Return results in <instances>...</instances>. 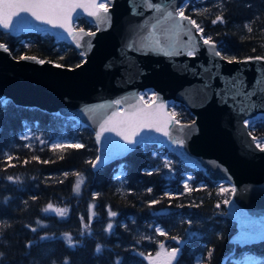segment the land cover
I'll return each instance as SVG.
<instances>
[{"label":"trees","instance_id":"obj_1","mask_svg":"<svg viewBox=\"0 0 264 264\" xmlns=\"http://www.w3.org/2000/svg\"><path fill=\"white\" fill-rule=\"evenodd\" d=\"M181 8L204 29L202 35L217 44L222 56L264 57V0H187ZM217 16L224 22L213 24ZM75 28L96 29L82 17ZM0 43L16 59L35 56L69 68L83 61L68 40L48 33L14 36L0 30ZM148 94H143L145 99ZM0 101L5 102L0 103V264H64L65 260L69 264H148L146 255L156 253L159 242L165 241L155 227L169 233L168 248L182 249L180 264H205L208 250H214L210 264H234L242 253L255 257L253 264H264V241L244 245L231 241L237 224L226 218L227 205L222 203L231 194L220 192L222 186L231 188L229 183L214 182L203 170L185 165L166 146L148 143L94 170L87 162L96 159L99 145L88 126L7 99ZM169 110L180 123L193 121L190 111L179 104L172 103ZM248 129L264 141L263 116L249 120ZM25 135L31 138L22 139ZM63 142L84 147L56 151L50 147ZM7 155L14 159L7 160ZM73 173L85 178L79 195L73 191L77 178ZM10 176L14 179L9 180ZM185 182L194 190L186 192ZM166 194L178 198L169 199ZM152 200L160 203L149 207ZM49 203L68 208V215L61 218L43 212ZM109 208L118 215L109 217ZM109 222L111 233L105 231ZM66 233L75 247H69ZM171 236L183 243L176 245Z\"/></svg>","mask_w":264,"mask_h":264},{"label":"water","instance_id":"obj_2","mask_svg":"<svg viewBox=\"0 0 264 264\" xmlns=\"http://www.w3.org/2000/svg\"><path fill=\"white\" fill-rule=\"evenodd\" d=\"M186 1L170 0V3L173 9H178ZM135 3L136 0H112L108 5L110 25H101L99 30L93 17L77 9L73 14L74 31H80L74 28L80 17L96 27L95 35L85 36L80 48L62 29L40 24L26 14L19 31L15 27L10 31L0 29L14 36L28 32L49 33L57 39H68L83 53V61L69 68L55 67L50 61L39 64L16 59L10 52L0 51V99L76 119L88 126L95 138L101 115L111 109L93 115L85 111L88 108L120 99L125 101L121 106L123 110L138 102L140 93L148 90L154 91L159 101L167 106L168 113H171L170 102L182 105L194 117L190 123L171 126V139H183L182 148L160 133L145 131L137 145L122 152L129 146L114 134H105V138L97 142L101 163L94 170L125 157L142 143L166 146L185 165L204 170L212 181L227 182L237 189L225 215L237 224L238 231L231 238L236 243L240 235L239 212L264 222V152L255 147L254 136L249 135L244 125L245 121L264 117V84H258L264 80V60L253 58L247 63L234 61L229 64L203 44L194 28L193 44L197 45L194 57L186 54L190 48L173 56L137 50L148 35L147 29L142 31L140 26L153 14L140 8L135 10L144 14L133 15ZM183 39L187 42V37ZM234 80L243 82L244 93L255 92V95L248 99L233 96L228 85ZM106 156L111 158L105 159Z\"/></svg>","mask_w":264,"mask_h":264},{"label":"snow or ice","instance_id":"obj_3","mask_svg":"<svg viewBox=\"0 0 264 264\" xmlns=\"http://www.w3.org/2000/svg\"><path fill=\"white\" fill-rule=\"evenodd\" d=\"M112 3V0H100L98 3L97 0H0V29L3 30H12L14 27L19 31L22 27V20L24 15L30 16L33 20L39 22L40 24L50 25L52 28L62 29L72 37L76 43V47L80 48L82 46L81 42L84 41L85 36H94V32H84L83 29H80L79 32L74 31L73 24V14L76 13L77 9H82L87 13L88 16L94 18L97 29L99 30L101 25H110L111 15L109 12V7ZM142 8L144 12H151L153 15L147 17L145 22L140 26L141 30L147 29L148 35L145 38V42L141 45V48L137 50H143L146 52H157L165 56H173L181 54V51L184 48H190L186 52L189 57H194L196 54L197 45L193 44V41L196 39L192 35V28L200 34V39L203 41L204 45L209 46L213 51L214 55L219 56L220 59L226 60L229 64L234 61L245 62L251 58H246L244 61H239L235 57H226L222 56L219 51H217L216 44L212 41L211 38H205L202 34L204 29L189 16L185 15L184 8L173 9L169 2L165 0H160L158 3H154L153 0H136L134 5L133 15H143L144 12L136 11L135 9ZM79 13H77V16ZM151 21V23H149ZM187 22V23H185ZM220 22L223 23V17L217 16L216 19L212 21L213 24ZM191 25V28L188 27ZM251 30V29H249ZM183 37H187V42L184 41ZM132 45H129L131 48ZM0 51L9 52V48L5 43H0ZM83 54V53H82ZM20 59L26 61H32L39 64H44L46 61L39 59L35 56H22ZM258 60H264V57H257ZM55 67H61L62 65L56 64ZM258 84H264V80L258 81ZM243 82L239 80H234L229 82L228 88L231 91L233 96L241 95L245 99L255 95V92L244 93L243 92ZM0 103H5L0 101ZM125 101L117 99L109 104H99L96 107L88 108L85 111L96 115L100 113V110L111 109L110 112L105 111L99 122V130L96 133V140L100 142L105 138V134H114L116 137H119L121 141L128 148H124L121 151L127 152L137 145L140 141L138 138H141V134L145 131H155L160 133L164 137H168L170 141L177 145L178 147L184 146L183 139L172 140V129L173 124L179 125V121L176 120V113H168L165 111L166 105L159 101V98L153 95L151 102L145 100L144 96H140L138 102L129 104L128 107L121 110L122 104ZM249 105H246L248 107ZM245 128L249 127V121L244 122ZM181 127H184L181 125ZM251 135V133H249ZM31 137L25 135L22 139L28 140ZM39 139V137H36ZM255 147L261 152H264V141L252 137ZM40 143L43 144L44 141L40 140ZM31 147V145H27ZM53 151L58 149L62 150L65 148H83L84 145L80 143H55L50 145ZM63 157H61L62 159ZM110 156H106L105 159H110ZM7 160L14 159L13 156L7 155ZM38 159V157H34ZM27 163V161H25ZM48 163V161H44ZM93 169L97 168L101 163V157L97 156L95 160L88 161ZM148 175H152V171L147 172ZM75 175L76 181L74 184L73 191L75 194L79 195L81 192V187L85 182L83 175L79 173H73ZM64 176L67 177L68 173H64ZM9 180H13V177H9ZM18 180V178H15ZM192 177L189 176L187 180H191ZM15 182V181H14ZM63 181H61L62 183ZM184 190L186 192H191L194 189L190 188L188 183L185 182ZM199 190V189H195ZM149 193L152 192V189L147 190ZM221 193H230L231 197H234L237 189L235 187L227 188L221 187ZM94 194V198H95ZM169 199H177V196L171 194H166ZM231 197L224 199L222 203L224 205H230L232 203ZM160 203L159 200H152L149 202L148 206L153 207L154 205ZM220 203H217L216 207L219 208ZM95 205L90 206V209H94ZM43 212H53L57 216L64 218L68 215V208L55 207L53 204L49 203L44 209ZM94 212L88 218L87 224H85V229L91 225L92 219L94 217ZM109 217H116L118 213L109 208L108 210ZM238 218L240 222V235L237 237L236 243L238 244H253L258 241H264V222L253 220L247 213L239 212ZM83 219V218H82ZM37 224H40V221L37 220ZM189 228H191V221H188ZM113 229V224L109 222L105 229L106 232L111 233ZM33 232L36 231V228L31 229ZM155 233L158 236L165 237V241L159 242V250L156 252L155 256L148 255L145 257L149 264H180L182 251L179 247L168 248L166 241L169 238V233L160 228L155 227ZM83 235V233H81ZM47 237H41V239H46ZM171 239L175 242L176 245L183 243L180 237L171 236ZM65 240L68 243L69 247H75L71 235L65 234ZM214 250H208L207 252V261L205 264H210ZM96 252H101V246H96ZM143 256L144 254L141 253ZM3 257V253H0V258ZM255 257L247 255V253H242L241 258L234 261V264H248L249 261L254 260ZM64 264H69L68 260L64 261Z\"/></svg>","mask_w":264,"mask_h":264},{"label":"rangeland","instance_id":"obj_4","mask_svg":"<svg viewBox=\"0 0 264 264\" xmlns=\"http://www.w3.org/2000/svg\"><path fill=\"white\" fill-rule=\"evenodd\" d=\"M151 96H152V94H151V93H149V95H148V98H149V97H151ZM231 187H232V186H231ZM155 254H156V253H154V254H153V255H151V256H153V257H154V256H155ZM147 256H148V255H146V257H147ZM146 261L148 262V260H147V259H146ZM148 264H149V262H148ZM248 264H253V263H252V261H249V262H248Z\"/></svg>","mask_w":264,"mask_h":264}]
</instances>
